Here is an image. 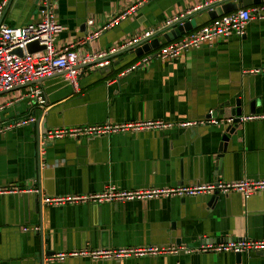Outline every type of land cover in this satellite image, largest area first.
I'll use <instances>...</instances> for the list:
<instances>
[{
  "label": "crops",
  "instance_id": "1",
  "mask_svg": "<svg viewBox=\"0 0 264 264\" xmlns=\"http://www.w3.org/2000/svg\"><path fill=\"white\" fill-rule=\"evenodd\" d=\"M217 1L56 0L54 13L60 30L53 44L60 49L76 43L85 51L120 48L145 31L162 30L170 18L200 7L190 16L196 19L194 29L211 20L204 5ZM40 5L41 0H9L2 20L13 26L37 22ZM90 18L93 25L87 24ZM114 18L116 22L88 39ZM156 37L159 46L166 43L162 33ZM156 51L140 57L124 51L111 57L104 68L84 67L76 86L54 75L0 92V127L35 116L34 123L0 132V264H42L43 257L73 249L196 247L243 237L264 238V191L247 199L237 192L218 193L211 206L207 203L212 195L45 205L39 192L26 191L36 187L43 195H68L96 193L107 185L133 190L264 178V119L238 124L221 153L218 146L225 126L203 124L64 137L44 146L39 159L43 122L51 129L148 119L222 118L233 116L238 94L244 104L242 115L264 114V73L252 72L264 68V18L254 16L240 37L233 34L204 43L171 59L152 57L124 76L118 75ZM34 86L41 87L46 97L41 107L27 96ZM225 101L230 105H223ZM218 110L222 113L216 116ZM51 264H264V253L239 257L231 252L182 253L120 260L68 257Z\"/></svg>",
  "mask_w": 264,
  "mask_h": 264
},
{
  "label": "built area",
  "instance_id": "2",
  "mask_svg": "<svg viewBox=\"0 0 264 264\" xmlns=\"http://www.w3.org/2000/svg\"><path fill=\"white\" fill-rule=\"evenodd\" d=\"M220 1V0H218ZM9 0L0 1V92L9 91L15 87L29 85L32 82L42 78H48L59 75L64 81L72 86L77 85L78 77L84 67L104 68L110 64V56L114 52L137 43L144 38L151 37L157 30L145 31L140 37L134 38L130 43L106 51H85L76 43L68 44L60 49L54 47L55 34L60 30L57 23L54 7L56 0H41L40 20L29 22L21 26H13L3 22V10ZM206 3L204 5L208 6ZM133 7L129 8L131 10ZM193 10H187L181 15L167 20L165 26L178 21L182 25L187 16ZM127 12L125 11L122 16ZM254 13V14H253ZM254 16L264 18V3L255 6L253 9L241 7L231 12L217 16L207 23L196 27L187 34L180 36L170 42L159 46L153 54H148L139 61L128 65L119 72V76L135 70L141 63H146L152 57L174 58L183 52L198 47L204 43H212L224 40L230 35L242 36L246 23ZM187 17V18H186ZM117 18L111 20L105 26H101L88 36V39L96 37L103 29L109 27ZM88 25H93V19L87 20ZM38 41L43 49L27 52V44ZM20 48L21 55L13 52ZM255 73H264L263 69L253 70ZM27 96L33 103L39 107L46 103V97L41 87L34 86L27 91ZM235 116H226L222 118L209 117L201 120H185L181 122H168L160 119L139 120L134 122H102L88 123L74 126H63L48 129L44 134L38 137V157L41 160L43 148L47 144L64 137H99L112 134L136 133L142 131H155L171 127H191L203 124H213L226 126L234 123L255 119H264V114L241 115L238 122H234ZM35 122V116L29 115L24 118L9 122L0 127V132L13 127H19ZM30 193H40L41 203L45 205H64V204H101L108 202H124L132 200H147L154 198H187L200 195L228 194L230 192L239 193L244 199L251 195L264 191V178L225 181L214 180L212 182H200L189 185H175L150 187L143 189L123 190L114 185H107L103 190L96 193L68 194V195H43L41 190L31 187L26 190ZM37 229V228H34ZM26 230V228H25ZM264 253V238L253 239L243 237L237 240L219 242L215 244L200 243L196 247L185 244L168 245H150L141 247H116L105 249H73L69 251H60L49 256L43 257L42 264H51L52 262H61L68 257H85L91 260L114 259L120 260L129 257L157 256V255H178L182 253Z\"/></svg>",
  "mask_w": 264,
  "mask_h": 264
},
{
  "label": "water",
  "instance_id": "3",
  "mask_svg": "<svg viewBox=\"0 0 264 264\" xmlns=\"http://www.w3.org/2000/svg\"><path fill=\"white\" fill-rule=\"evenodd\" d=\"M262 3H264V0H220V1H217L213 4L205 6V8H203V9L208 10L207 14H208L209 19H213L219 15L231 12V11L236 10L238 8H241V7H247V6H251V5H259ZM40 8H41V6H39V10H40ZM191 15L192 14L187 16L189 19H187L182 25H180L179 22L176 21V22L172 23L171 25L164 27L162 30L156 32L151 37L144 38L137 43L126 46V47L114 52L113 54H111L110 57H113L116 54H118L120 52H124V51L133 52L136 56H141L144 53H147L153 49H156L160 45L159 40L156 37V35L159 33H162V36L166 42H170L176 38H179L180 36L184 35L185 33L189 32L190 30L193 29V27H194L193 25H194V22L196 19L195 20L190 19ZM43 48H44V46L39 45L38 41H33V42L27 44V46H26L27 52H30V53L37 51V50H41ZM13 52L18 54V55H21L22 50L20 48H17L15 50H13ZM239 97H240L239 94L235 96V98H236L235 99V106L231 110V114L233 116H235L234 122H238L239 117L243 113L244 104H243L242 99ZM223 105L228 106V105H230V102L225 101L223 103ZM253 106H254V101L251 100L249 102L250 112L253 111L252 110ZM214 113L217 116V114L222 113V110L215 111ZM237 125H238V123H234V124L226 125L224 127L223 132L221 133V136H220V142H219V146H218V151L220 153L224 152L226 150L227 144L230 141L231 137L236 134ZM47 130H48V128H46L45 123L43 122L41 134H44ZM219 157L221 158L222 154H220L217 158H219ZM219 162H220L219 166L221 167V160ZM219 162H216V164H217L216 166H218ZM216 200H217V195L212 194V197L208 201L207 205L211 206ZM236 255L239 257L241 255V253H236Z\"/></svg>",
  "mask_w": 264,
  "mask_h": 264
},
{
  "label": "trees",
  "instance_id": "4",
  "mask_svg": "<svg viewBox=\"0 0 264 264\" xmlns=\"http://www.w3.org/2000/svg\"><path fill=\"white\" fill-rule=\"evenodd\" d=\"M210 21V20H209ZM140 57V56H139Z\"/></svg>",
  "mask_w": 264,
  "mask_h": 264
}]
</instances>
